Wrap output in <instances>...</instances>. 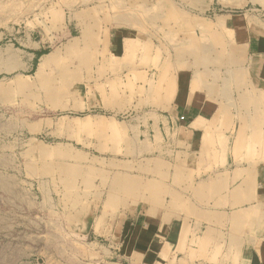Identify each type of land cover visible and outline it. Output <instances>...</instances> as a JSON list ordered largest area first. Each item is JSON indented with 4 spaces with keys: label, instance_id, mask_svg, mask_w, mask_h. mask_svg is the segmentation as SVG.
I'll return each instance as SVG.
<instances>
[{
    "label": "rangeland",
    "instance_id": "obj_1",
    "mask_svg": "<svg viewBox=\"0 0 264 264\" xmlns=\"http://www.w3.org/2000/svg\"><path fill=\"white\" fill-rule=\"evenodd\" d=\"M254 27L264 0H0V51L32 63L0 72V264H207L154 260L147 243L153 221L201 199L186 196V164L173 181L155 174L186 156L158 128H177L185 97L212 113L197 117L208 128L239 126L227 114L245 107L234 83L255 77L239 74ZM242 200L256 235L210 264H264V207Z\"/></svg>",
    "mask_w": 264,
    "mask_h": 264
},
{
    "label": "crops",
    "instance_id": "obj_2",
    "mask_svg": "<svg viewBox=\"0 0 264 264\" xmlns=\"http://www.w3.org/2000/svg\"><path fill=\"white\" fill-rule=\"evenodd\" d=\"M251 30L247 46L249 62L246 64L249 69L239 74L251 73L255 77L249 79L240 75L243 83H234L233 94L235 100L239 98L241 102L244 101L245 107L227 114L245 117L244 120L240 119L239 126L227 130L208 128L207 122H198L197 117L205 118L212 116V113L206 111L204 103L199 105L185 97L171 114L178 123L177 128H158L162 135L171 133V137L175 136V139H170V146L163 147L183 148L186 156L184 159L172 157L168 160L162 157L158 163L161 168H156L155 174L162 175L161 179L164 177L167 181H173L176 178L175 166L185 167L186 164L188 180L185 185L186 190L190 189L186 196L201 199L194 200L191 207L179 215H170L169 219L160 217L150 224L149 228L154 232L147 243L160 246L154 249V260L157 254L168 251L171 258L183 257L187 261H204L207 264L212 260L225 261L239 252L241 246L249 244L245 229L251 228L249 234L256 235V227L246 228L241 220L244 210L242 196L249 197L251 206L264 207V119H258L264 117V108L258 111L253 107L264 103V29L254 27ZM13 60V53L1 49L0 72L11 71L13 67L24 69L32 64L27 59L20 62ZM243 124L251 125V128H242ZM223 135L228 138L231 153L228 151L225 154L222 151L225 147L219 145ZM247 142L250 145L259 143L257 148L261 152L256 159L250 158L246 162L242 161V155L237 150ZM204 196L210 199L203 200ZM229 247L233 249L229 251Z\"/></svg>",
    "mask_w": 264,
    "mask_h": 264
},
{
    "label": "bare ground",
    "instance_id": "obj_3",
    "mask_svg": "<svg viewBox=\"0 0 264 264\" xmlns=\"http://www.w3.org/2000/svg\"><path fill=\"white\" fill-rule=\"evenodd\" d=\"M43 66H44V63L41 65V67H40V68L42 69V68H43Z\"/></svg>",
    "mask_w": 264,
    "mask_h": 264
}]
</instances>
